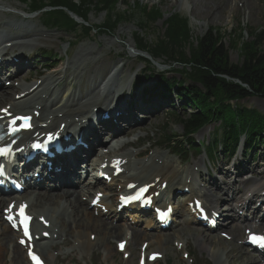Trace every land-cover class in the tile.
Here are the masks:
<instances>
[{"label": "rangeland", "instance_id": "1", "mask_svg": "<svg viewBox=\"0 0 264 264\" xmlns=\"http://www.w3.org/2000/svg\"><path fill=\"white\" fill-rule=\"evenodd\" d=\"M136 2H139L142 6L157 5L165 15L164 19L160 20L152 29L143 31L140 27L136 26L138 20L141 24L144 23L143 17H134L132 15V18L128 22L120 23L112 34L94 35L92 38L82 39L83 41H80L77 34L47 30L42 25L41 14L29 13V9L21 3H17L14 0H0V33L9 36L0 40V43H2L0 48L11 43H20V41H10L15 35H21L26 38L24 41L30 44V46L25 47L23 52L27 59H29V63L27 71L22 75L23 77L20 76L19 78L26 79L30 83V87L36 80L35 76L40 75V73H36L37 75H33V77L30 75L35 68L34 66H36V63L33 64L35 62L33 55L43 49L59 54L63 59L59 61V67L40 78V80L43 81L44 78L51 76L52 83H60L59 87L55 90L56 97H59V103L67 102L70 99V94L71 97L73 94L72 98L76 96L81 99L82 103H86L93 89L102 82H106L111 75L115 74V71L121 72V74L120 78L116 75L113 80L118 83V89L123 90L125 93V100L130 101V85L131 87L132 85L134 86L136 77L146 66L145 63H140L138 58L133 57L131 52L129 53L132 47H136L134 42L135 32L136 34L144 35L150 43L155 41L158 34L164 33V20L169 14L174 12L189 18L193 38L205 35L210 28H221L224 33H230L237 28L238 23L242 24L247 30L250 28L264 30V0H119L117 11L114 12H124L128 8V4ZM3 9L9 11L3 12ZM129 12H131V9H129ZM107 13L108 12H91L89 15L90 24L100 27L107 19ZM16 51H19L18 47L8 50L6 52L8 58L11 59V57L16 56L18 53L13 54ZM89 51L93 52L88 54ZM230 58L231 62L234 64L241 63L242 61L241 54L237 51H231ZM72 62H76L77 65L73 67L71 65ZM167 64L165 59H160L156 61L152 67L155 66L157 70L160 71L159 69L165 68H159L158 65L168 69L169 67L166 66ZM155 83H157L156 80L153 84ZM7 90L12 91L11 89ZM97 92L99 93V91ZM12 93L15 94V91ZM140 96L141 95H137V98ZM110 100L111 99L108 101ZM143 103L146 104L147 102ZM4 104L5 103H2L0 108H2V106L4 107ZM237 104L249 109H256L264 114V98H248ZM150 105L156 110L146 114L147 116L144 118L146 119L145 122L140 125L141 128H144L146 131L138 130L136 133L117 141L113 145H116L118 142L132 143L134 147L130 144L127 149L122 152H144L143 155L138 157V163L145 162L152 155L160 153L166 156V160L169 163H174V166L181 171L192 170L194 168L200 170V168H202L204 172H208L210 169L211 175L216 179L217 183H221L224 180L221 174H217L218 168L221 167L224 161L230 163V167L236 163L243 165L240 160L241 156L244 157V162H247L249 165L247 167L250 168L244 174V182L246 181L247 185L241 184V180H239L238 186L228 190L227 185L229 186L236 178V176L232 174L233 178L226 181L225 184L219 185L225 187V191L221 190V192L215 194V196L222 201L220 205L224 206V209H229V215L231 218L232 216L234 217L235 213L230 210L231 206L226 205L225 201H227V203L230 201L229 196L236 188L242 190L246 189L239 195V198H244L247 190H249L253 184L264 183V174H262L264 173V146H259L257 149V153H261L259 159L254 158L256 153H253L251 157L248 154L247 157L244 154V148H241L237 156L231 161L224 159V155L221 153L217 154L216 157H211L209 155L208 158L206 155L196 154L194 149H191L184 153L187 154L186 158L188 162H185L183 158V163H181L182 158L180 159L162 150L165 123L171 128V134L179 136L180 139H182L184 135L183 127L176 122L177 119L175 115H166L167 110H165V108H172L171 105L173 104H164L159 108L155 107L153 104ZM102 114L103 112L100 111V115ZM181 117H184V115L181 114ZM123 125L124 127L126 126L125 124ZM218 127L219 125L216 123L208 126L195 136V140L202 141L208 145L209 141L211 142L216 135ZM140 138L142 140L140 144L137 145L136 142ZM105 140H107V138H105ZM215 159H217V161H215ZM252 159H255L254 162H252ZM247 174L249 176L245 177ZM204 182L210 190L216 191L217 186L215 184L212 185L207 181ZM236 203L237 201L235 204ZM257 213H260V210H257ZM116 223L122 224L123 222ZM251 225H255V223L253 224L251 222L248 226ZM146 226L147 224H145V227ZM232 226V221H229L223 224V231L206 233L201 227L188 222L186 223L184 219H180L168 232H159L155 230L147 232V234L144 233V229L142 230L140 226H138L139 229H141V237L147 236L143 237V239L139 238L137 242H132L128 245L131 257L127 260L116 250L117 242L124 239L122 232L112 236L111 245L113 250L110 251L96 248L95 252L94 249H92L93 253H91L85 247L76 248L75 243L77 242L74 241L75 238L71 237L68 238L65 244L55 246L51 250V255L56 257L55 264H137L142 243L148 242L151 245L154 238L158 236H169L170 243L164 249V252L159 250L156 245L150 246L148 249V252L158 251L161 252L163 256L165 255L164 259L157 264H262L256 254H253L256 258L253 259L249 255V250L241 245L245 238V234L243 233L245 226L243 227L242 235L238 238H235L233 231L234 226ZM2 228L5 229L6 227L0 222V231L3 230ZM88 230V233L92 234L93 239L94 237L96 239L98 236L96 231L92 229ZM183 231L199 232L201 234V240H204L205 244L202 245L193 235L187 232L184 234ZM222 233H231L230 235L233 237V240L229 241L222 238ZM68 236L70 237V235ZM95 239L93 241H95ZM180 239H187L188 244L186 247L179 249L176 242ZM180 245L183 244L181 243ZM11 246L12 245L9 246V253L6 257L5 264H12ZM137 246L138 248L136 249ZM185 253H189L191 257L185 258ZM237 256H243V259L239 262H235V257ZM219 257L222 260L221 262L218 260Z\"/></svg>", "mask_w": 264, "mask_h": 264}, {"label": "trees", "instance_id": "2", "mask_svg": "<svg viewBox=\"0 0 264 264\" xmlns=\"http://www.w3.org/2000/svg\"><path fill=\"white\" fill-rule=\"evenodd\" d=\"M118 2L32 0V9L42 12L44 26L74 33L78 30L85 38H91L101 28L100 33L111 34L132 15L143 17L144 23L139 22L143 31L152 29L164 19L157 5L142 6L139 2L128 4L124 12H114ZM70 12L83 19L84 23H77ZM91 12H108L102 27L89 23ZM164 26V33L158 34L151 43L142 34H137L135 40L139 48L155 60L165 59L169 67L178 66L182 70L179 72L173 68L161 75L144 73L138 78L136 87L153 78L160 85L154 90L162 89V93L168 96L169 91L175 93L183 103L185 119L179 117L178 111L175 115L186 132L192 135L213 123L219 124L209 151L218 145L233 153L243 138L250 148L257 141L264 143V115L237 104L248 98H264V30H247L238 23L230 33H224L221 28H210L205 35L193 38L188 18L179 13H171L164 20ZM231 51L241 54V63L231 62ZM169 73L178 74L179 78L168 77ZM168 129H165V139L171 142L174 136L168 133Z\"/></svg>", "mask_w": 264, "mask_h": 264}, {"label": "bare ground", "instance_id": "3", "mask_svg": "<svg viewBox=\"0 0 264 264\" xmlns=\"http://www.w3.org/2000/svg\"><path fill=\"white\" fill-rule=\"evenodd\" d=\"M9 37L4 33H0V40ZM26 38L21 35H15L10 41H20L16 46L22 53L23 49L25 47L30 46L26 41H24ZM135 50V48L133 47ZM6 49H2L0 51V54L5 52ZM93 51H89L88 54H91ZM134 55L135 52H133ZM71 65L75 67L77 65L76 62H72ZM121 74V73H120ZM120 74L118 78H120ZM51 81V76H49L45 83L41 86H39L34 91H29V89H25L21 91L20 93H24L26 91L28 92V95L25 96L24 99L16 101L12 93L8 90H3L0 92V105L2 103L11 105L12 111L15 113H25V114H32V112H35V122L32 129L35 132L45 133L50 132L52 129H58V126L67 123V128L65 130V133L72 131L75 127H78V131H83L84 129V137L86 139H95L94 142H92V149L91 152H94L96 149V146H101L104 144L102 134L105 131V129L97 130L96 128H87L92 124V118L96 115H94L93 110L99 106L100 102L105 101V106H107V110H111V112L117 116V123L114 127V132L112 133V136H120L121 134L125 133L124 129L121 125V122H126L129 125L138 124V118L137 115L139 113H150L152 109L149 106L138 104L136 108H132L130 105H128L124 100L118 95L119 93L123 92V90H119L118 83L110 79L107 82H102L99 86H97L89 95V103H82L80 99L74 98L72 101L70 99L68 102L64 104H59V97H56L55 91H52V85L48 87V84ZM56 88V86L54 87ZM131 88V85H130ZM42 91V92H41ZM99 91V93L97 92ZM97 92V94H96ZM19 93V94H20ZM46 94L45 99L42 97ZM99 95H102L103 97L100 98ZM124 95V94H121ZM112 97V98H111ZM52 99V101H50ZM111 99L110 101H108ZM4 104V105H5ZM94 105V106H92ZM41 106V114L37 116L39 113L36 111ZM92 106V107H90ZM3 107V106H2ZM89 109V111H87ZM87 111V112H86ZM78 119V121H77ZM46 125V126H44ZM138 128H130L126 134L134 133ZM141 130H145L144 128H139ZM33 133H27L25 134L27 137L32 135ZM126 143L120 144L119 148L123 147ZM134 153H122L121 151H117L116 147H114L108 156H103L102 159L106 160L108 159V162L113 163L111 159L114 157L121 158L124 161H126L125 165V173L122 174L118 179H122V187L124 188L129 183H137V182H143L140 185L144 184H150L155 181L157 178H161L162 182H169L170 191H173L177 189V185H183V189L188 186V180L193 181L196 179L195 174H200L201 177L204 178V171L200 170L199 172H196L193 170V172L189 171L186 176L183 175V172L175 169L172 164L166 163L162 168H159L156 164V159L164 160L163 156L160 154H156L155 157H152L145 165H142V171L140 169H136L137 162L132 161V157H134ZM165 163V161H164ZM62 167L63 172L59 175H55V181H54V188L49 192H26L27 196H21L17 195L15 198L7 197V198H0V211L2 209V206L7 204L11 201L15 200H24L29 203V211L31 214L35 216V227L41 228V232H51L52 239L51 240H45L41 239L39 242H35L36 250L43 256V258L47 261V264H53L54 258L51 257L48 252L54 248V246L58 245V240L62 241L65 240L66 237H68V234L76 239V242L78 244H81L82 247L87 248L89 251H92L90 249H96V248H102L106 250H113V247L111 245V238L115 234H119L122 232V235L126 236L125 239L129 237V233L127 231H130V229L127 227L126 224H118L114 225L106 220H104L105 217L102 215L99 218H95L92 213H90L89 208L85 207V203L82 202V197L87 196L91 191H94L98 189L100 186L98 183L89 184V182H81L80 185L85 186V190L79 191V190H72L71 182L72 179H77L79 174L82 170V164L79 160V157L74 155L72 161H63L62 160ZM88 167V165H87ZM240 168L236 165L235 172L240 173V176H242L245 171L247 170V165L244 164L243 168L241 170H238ZM137 171V173H136ZM135 172V173H133ZM143 173H146L144 175ZM153 175L155 173V177L151 178L150 180H146L150 178L147 174ZM222 173L225 180L229 179L230 172H227L226 174H223V169H218V174ZM243 177L241 178V184ZM211 184L214 185V178L211 177L208 179ZM161 182V183H162ZM159 183V184H161ZM225 183V182H223ZM121 184V183H119ZM192 189L195 190V184L192 185ZM231 189V188H230ZM219 192L221 190L217 189ZM253 195L249 198L247 201V205L242 209V211L245 210L249 204L255 202L257 199L259 193H262L264 191V184L258 185L256 187H253L252 190ZM200 192H205V190L195 191L193 193L194 196H197ZM30 195V196H29ZM237 191L234 192L233 197H236ZM31 197V198H28ZM205 202L209 207L216 210L219 204V199H216L214 197V194L210 191H206L204 193ZM264 197V196H263ZM262 198V197H261ZM109 205V204H108ZM230 205V204H229ZM83 209V210H82ZM236 208H233L235 210ZM82 210V211H81ZM177 214L186 217L189 222H194V218L189 215V209L181 210L176 208ZM39 216H45L50 222H51V229L47 230L41 227V225L38 223L37 218ZM66 217H68V221L66 220ZM250 219L248 217L245 218L243 221H239L236 223L233 221L234 226V234L235 238H238L242 235V230L244 226L249 225ZM149 226H154L152 223L148 224ZM232 226V227H233ZM127 228V229H126ZM86 229V230H85ZM88 229H92L96 231L98 234L97 241L92 242L90 239L91 233H88ZM232 229V228H231ZM258 231L257 233H262L264 231V226H259L256 228ZM40 232V234H41ZM190 233L195 237V239L200 242L202 245L205 244L204 240H201V234L199 232H192V231H183V233ZM87 233V234H86ZM86 234V235H85ZM54 235H57V238H54ZM131 237V242H137L139 238L143 239V236L141 237V232H139L137 229H133ZM18 237L19 235L14 233L10 228H5L2 231H0V264H5L6 255L9 250V246L12 245V263L13 264H30L28 262L27 256L24 257V248L19 246L18 244ZM169 236L162 237L158 236L157 238H154L153 243L149 246L156 245L159 250L164 252V249L168 246L170 243ZM183 243L185 245L188 244V240H179V243ZM142 246V245H141ZM138 246L136 247V249ZM142 249V247H141ZM154 253H160L158 251H154L151 254ZM249 255L255 259L251 253ZM243 259V256H237L235 257V262H239ZM219 262H221V258L219 257Z\"/></svg>", "mask_w": 264, "mask_h": 264}, {"label": "snow or ice", "instance_id": "4", "mask_svg": "<svg viewBox=\"0 0 264 264\" xmlns=\"http://www.w3.org/2000/svg\"><path fill=\"white\" fill-rule=\"evenodd\" d=\"M23 119H27V118H23ZM13 123H15V121H13ZM26 127H27V125H26ZM14 131H15V129H14ZM6 151L7 150H5V149H0V155H4L6 153ZM0 175H3V169L2 168H0ZM197 207L198 208L200 207L199 202H197ZM22 208H23V206H22ZM201 211H203V210L201 209ZM21 215H23V211H21ZM10 219H11V217H10ZM25 219H28V218L25 217ZM26 227H27V225H25V228ZM26 234H27V232H26ZM254 242H264V240H261L260 238H254ZM33 259L36 260L37 264H41L39 257L33 255Z\"/></svg>", "mask_w": 264, "mask_h": 264}]
</instances>
